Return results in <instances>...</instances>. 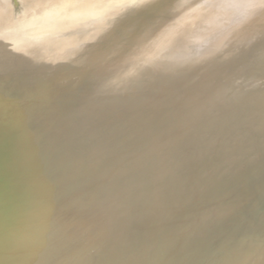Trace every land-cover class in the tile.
I'll use <instances>...</instances> for the list:
<instances>
[{
    "label": "bare ground",
    "instance_id": "obj_1",
    "mask_svg": "<svg viewBox=\"0 0 264 264\" xmlns=\"http://www.w3.org/2000/svg\"><path fill=\"white\" fill-rule=\"evenodd\" d=\"M0 264H264V0H0Z\"/></svg>",
    "mask_w": 264,
    "mask_h": 264
}]
</instances>
